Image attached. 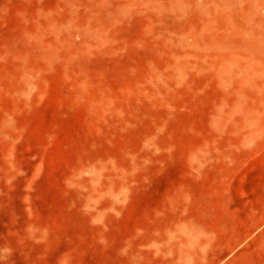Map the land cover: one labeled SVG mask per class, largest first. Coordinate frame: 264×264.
<instances>
[{"label":"rangeland","instance_id":"rangeland-1","mask_svg":"<svg viewBox=\"0 0 264 264\" xmlns=\"http://www.w3.org/2000/svg\"><path fill=\"white\" fill-rule=\"evenodd\" d=\"M0 264H264V0H0Z\"/></svg>","mask_w":264,"mask_h":264}]
</instances>
